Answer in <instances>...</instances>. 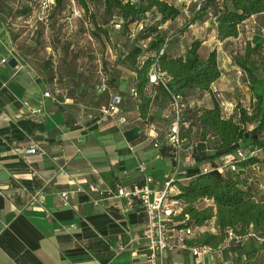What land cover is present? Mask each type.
Wrapping results in <instances>:
<instances>
[{"label":"crops","instance_id":"1","mask_svg":"<svg viewBox=\"0 0 264 264\" xmlns=\"http://www.w3.org/2000/svg\"><path fill=\"white\" fill-rule=\"evenodd\" d=\"M166 1L177 5L176 0ZM261 16L264 14L246 21L240 27L238 38L224 42L217 40L218 47L215 46L205 57L201 52L207 41L197 38L203 41L199 50L201 58H207L212 52L217 54L221 78L212 90L220 93L225 87L231 88L228 80L233 81L232 70L235 67L231 65L226 46L229 42L238 41L242 34L248 35V26L256 24ZM157 20L159 18L154 21ZM209 21L215 27L214 19ZM170 24L168 22L161 28L166 31ZM1 26L0 21V264H145L144 245L137 241L144 226L139 220V212L142 211L139 205L123 212L117 200L110 199L101 206H95L90 197L82 194L72 195L65 205L60 195L91 184L112 188L103 178L107 173L116 177V186L141 183L143 179L137 170L138 163L146 165L148 175L149 172L152 175L165 171L164 179L168 178L173 163L162 155L161 150L167 146V131L172 121L170 101L164 97L160 86L150 85L148 93L154 99L151 122L145 123L140 118L138 101L134 97H125L122 109L128 123L100 124L99 108L117 94L110 89L106 92L99 90L102 85L98 82L99 77L108 80L103 71V50L92 48V51L84 52L71 49L65 54L58 48L52 59L61 75V104L46 99L43 114L30 115L24 103L38 106L43 94L52 87H49L43 71L42 60L37 63L28 53L23 54L6 44L12 39L3 33ZM261 27H257L259 33L260 29L263 30ZM186 34L171 38L170 52L174 57L185 56L189 50L190 46L184 44ZM254 36L257 34L247 37L246 44ZM106 54L112 62L116 61V53L112 50ZM89 55L93 58H88ZM12 57L18 61L15 68L8 65ZM117 86L123 93L131 89L132 80L127 66L119 67ZM240 89L237 91H242V95L228 90L222 96L223 101L214 95L227 118L237 116L238 105L250 110L254 104L247 78ZM186 104L187 113L210 106L211 95L194 92L187 97ZM195 140L193 138V142ZM32 146L43 149L45 155L26 154V149ZM187 155L182 165L186 168L192 165ZM224 159L229 161L231 156ZM61 167L66 170L63 175L59 174ZM171 192L177 194L176 187L172 186ZM36 193H40L39 202L30 205V198ZM110 209L117 210L121 219L116 220ZM206 231L214 232L212 223L196 229V237ZM170 235L172 242L177 241L176 230L170 229ZM96 240L108 243L113 253L110 259H96L89 253L81 257L64 254ZM120 245L126 249L116 254ZM190 257L191 253L186 249L169 252L165 264H176V260L189 264L192 262ZM210 257L217 256L211 255L205 260Z\"/></svg>","mask_w":264,"mask_h":264},{"label":"trees","instance_id":"2","mask_svg":"<svg viewBox=\"0 0 264 264\" xmlns=\"http://www.w3.org/2000/svg\"><path fill=\"white\" fill-rule=\"evenodd\" d=\"M28 1L19 0L20 5L14 11L10 10V13L13 12L17 18H28L32 13ZM76 2L90 17V36L103 50L102 65L104 74L108 76V89L123 99L134 97L138 101L139 116L145 123L152 121L150 113L154 99L148 93V88L153 68L169 78L167 89L160 86L169 101L174 95H179L186 103L187 97L194 92L211 95L210 106L188 113L186 107L182 116L180 136L189 145L188 149L193 147V163L188 168L183 167L186 176L181 174L172 184L177 190L172 199L181 204L182 211L173 217L170 229H199L212 223L214 232L206 231L187 241L188 246L209 247L212 251H217L226 243L227 231L239 236L253 233L258 239L264 240V196L254 190L247 177L249 169H260L261 166L258 155L251 156L250 153L264 150V39L254 36L247 42L244 54L235 59V64L246 75L255 102L250 110L238 105L237 116L228 118L224 116L220 102L211 93L212 86L221 78L216 52L210 53L205 59L201 58V39H196L190 45L185 56L174 57L170 52L171 38L184 35L191 26L204 24L210 18L214 19L215 38L218 41L238 38L240 27L246 21L264 14V0H202L183 25L172 33L161 27L184 18V10L166 0ZM93 2L101 8V18L91 11ZM66 4L67 0H55L54 12L61 11ZM6 11L7 7L0 5L1 22ZM109 49L116 53L114 62L106 54ZM34 50L26 52L33 59ZM88 58L93 56L89 55ZM121 65L127 66L132 80L131 89L126 93L120 92L117 86ZM42 67L49 87L55 76L60 82L61 75L52 58L42 59ZM185 124H188L187 127ZM240 150L245 153V157L234 160L236 171H203L206 164L217 167L226 157L234 159ZM170 152L168 146L161 150L162 155L172 161ZM164 176L165 171L151 175L161 183L167 181ZM103 178L113 189L116 187L117 179L112 173L103 174ZM109 212L116 220L121 219L117 210L110 209ZM139 220L144 224L143 211L139 212ZM240 249L235 250L243 256ZM88 253L100 260L113 256L108 243L103 240L89 242L84 247L68 250L64 254L67 257H81Z\"/></svg>","mask_w":264,"mask_h":264},{"label":"built area","instance_id":"3","mask_svg":"<svg viewBox=\"0 0 264 264\" xmlns=\"http://www.w3.org/2000/svg\"><path fill=\"white\" fill-rule=\"evenodd\" d=\"M55 0H47L45 10H48ZM239 78L244 74L243 71H238ZM104 78V77H103ZM102 85L99 88L102 92L108 90L107 80H102ZM149 81L151 85L162 86L167 89L169 78L166 74L160 72L157 68H153L149 75ZM237 85L241 86L240 80H237ZM52 88L48 89L43 98L39 101L38 106L33 107L29 102H25L28 113L33 116L42 115L45 109L46 99H51L53 103L60 105V89L58 77L55 76L52 82ZM211 93L217 98L219 93L217 90H211ZM124 99L120 95H112L110 101L101 106L98 110V120L100 124H109L112 122L126 125L128 123L127 118L123 115ZM172 122L169 125L167 131V146L171 149L173 170L167 181L161 183L155 181L150 175L146 173L147 167L144 163H138L137 170L142 175V182L136 183L132 186L118 185L114 189L110 187H102L101 185L91 184L87 188L78 187L75 191L61 193V198L64 204L67 205L70 197L73 195L82 194L90 197L92 203L95 206H101L104 202L114 199L120 203V209L123 212L130 211L135 205H139L145 214V222L141 236L137 239L138 242H142L146 251V263L145 264H165L167 254L169 252L178 250H188L193 257V264H203L206 257L211 255L221 256V253H227L229 258H226L224 264H230L231 258L234 256L236 248H243L246 241L249 239H258L255 234L249 233L245 236H239L232 231H227L226 243L217 251H212L209 247L201 246H188L187 241L196 238V229L186 228L176 230L177 241H171L170 225L172 224L173 217L178 215L182 211V206L179 202L172 199V184L177 181L182 174L186 176L182 165L184 162L183 153L185 152V143L180 136V123L182 116L186 110L187 104L184 99L179 95H174L170 101ZM158 147V145H155ZM192 150L193 147L188 149V161L192 164ZM26 154L40 153L45 155V151L37 146H32L26 149ZM257 150L250 153L251 156L257 155ZM245 153L238 151L234 159L225 160L221 165L213 167L211 164H206L203 167L205 173L210 171L225 170L236 171L234 160L243 159ZM186 158V157H185ZM65 168L59 169V174H65ZM95 195V197H93ZM40 193L32 195L30 198V205H35L39 202ZM261 240V239H258ZM264 241V240H263ZM125 246L120 245L116 251V254L124 252Z\"/></svg>","mask_w":264,"mask_h":264},{"label":"rangeland","instance_id":"4","mask_svg":"<svg viewBox=\"0 0 264 264\" xmlns=\"http://www.w3.org/2000/svg\"><path fill=\"white\" fill-rule=\"evenodd\" d=\"M176 1L178 7L183 8L185 17L170 24L166 28V31L169 32H173L178 27L182 26L191 16L193 9L198 6L202 0ZM27 3H29V6L32 9L31 15L28 18H17L13 15V12L10 13V10L14 11L20 5L19 0H0V5L7 7L1 29H3L4 34H9L12 39V42L6 44L11 47L14 46L17 50L24 53L35 48L34 59H36L37 63L42 59L45 60L48 57L52 58L53 53H55L58 48H60L62 53L65 54L71 49H78L79 51L83 50L84 52H88L89 50L92 51V48L100 49V44L92 37H89L92 29L90 17L85 15L76 0H67L66 6L61 9V11L57 12H54L55 2L48 8V10H45L47 0H29ZM91 5V11L97 13L98 17L101 18V8L97 6V3L94 4V2ZM260 25H262L261 28H263V30L260 29L261 31L259 33L257 27ZM118 28L119 27L117 26V29ZM213 30H215V27L212 21L208 20L205 25L197 23L191 26L187 31V34L184 36V44L190 46L197 38H204L207 41V44L201 53L202 56L205 57L206 54L217 45V39L215 38ZM246 32L249 34H242L238 41L229 42L226 46L228 55L231 56V65L235 67V69L232 70L234 79L233 81L228 80L229 84L231 83L230 89L225 87V90L219 93L222 94L218 97V100L220 101H223L222 96H225V94L228 93V90L233 91L236 95L237 93L242 95V91L238 92L237 89L241 90L240 88L244 86L246 75L239 78L238 71L241 69L235 64V59L244 54L247 37H252L254 33L257 34V36L260 35V37H264V16H261L260 20L256 21V24L248 26ZM13 36L15 37V40L13 39ZM3 43H5V41H3ZM222 47H224V45ZM100 78L101 77H99L98 82L102 83V79ZM238 79L242 83L241 86L237 85ZM243 100L244 103L247 102L246 98ZM225 109H227V107H224V110ZM184 147L185 152L182 156L183 159L186 157L187 153L189 154V145L185 144ZM257 155L261 163L260 169H249L247 177L250 179V183L255 188V191L264 196V150L258 151ZM240 250L241 252L243 251V256L239 255L238 250H235L230 264H264L263 240L249 239ZM226 258H229L227 253H221L220 257H210L206 259L203 264H224ZM189 260L190 262L192 261L189 264H192L193 258L190 257ZM176 264L182 263L179 260H176Z\"/></svg>","mask_w":264,"mask_h":264},{"label":"water","instance_id":"5","mask_svg":"<svg viewBox=\"0 0 264 264\" xmlns=\"http://www.w3.org/2000/svg\"><path fill=\"white\" fill-rule=\"evenodd\" d=\"M8 65L11 68H15L18 65V61L16 60L15 57H12L9 61H8Z\"/></svg>","mask_w":264,"mask_h":264}]
</instances>
